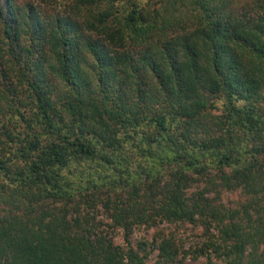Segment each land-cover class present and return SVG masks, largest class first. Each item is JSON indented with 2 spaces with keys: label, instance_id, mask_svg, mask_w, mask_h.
<instances>
[{
  "label": "trees",
  "instance_id": "trees-1",
  "mask_svg": "<svg viewBox=\"0 0 264 264\" xmlns=\"http://www.w3.org/2000/svg\"><path fill=\"white\" fill-rule=\"evenodd\" d=\"M39 1L0 0V264H184L158 222L264 264V0Z\"/></svg>",
  "mask_w": 264,
  "mask_h": 264
},
{
  "label": "rangeland",
  "instance_id": "rangeland-1",
  "mask_svg": "<svg viewBox=\"0 0 264 264\" xmlns=\"http://www.w3.org/2000/svg\"><path fill=\"white\" fill-rule=\"evenodd\" d=\"M26 1H32L33 3L40 2L39 0H15V2L18 4ZM42 3L43 2H41V5L44 4ZM49 9L50 8H47V10ZM213 111L216 110H212V112ZM220 198L221 201L229 203L231 201L237 200L238 195L236 192L223 191L220 195ZM93 212L96 218H99V220L105 222V220L101 219L102 214L100 213L99 209H96ZM106 222L109 223V221ZM103 229L113 237V240L116 243L121 244L123 242V233L120 229L114 227L110 228L107 225H104ZM156 232L161 236L171 238L177 244V246L181 247L179 249V255H183L184 264H197L201 262L202 257H198L196 259L192 257L194 256V250L198 249L206 239L200 226L187 222H158L156 227H135L130 234V240L132 243L137 240L151 241L156 235ZM146 248L148 249L149 245H147ZM156 253V250L151 251L145 264H155Z\"/></svg>",
  "mask_w": 264,
  "mask_h": 264
}]
</instances>
